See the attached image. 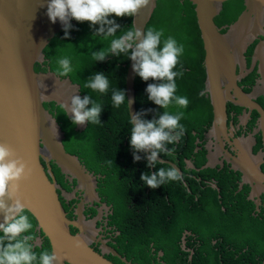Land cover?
<instances>
[{
    "label": "trees",
    "instance_id": "1",
    "mask_svg": "<svg viewBox=\"0 0 264 264\" xmlns=\"http://www.w3.org/2000/svg\"><path fill=\"white\" fill-rule=\"evenodd\" d=\"M242 9V0L225 2L221 13L215 18L216 25L219 27L232 25ZM109 19L118 27L107 39L103 38V33L97 32L99 25L72 19L67 28V36L65 29L61 30L43 49L44 57L47 59L45 64L51 72L61 78L68 77L72 83L80 85L82 96L89 97L90 103L87 107H91L93 103L100 105L99 122L95 124L88 122L85 130H78V124L74 125L67 112L65 110L61 112L54 102L45 103L44 106L55 117L64 132L63 144L68 154L78 157L89 169L97 168L100 160L111 162L113 165L120 164L119 168L113 166L117 170L114 176L108 172L102 173L106 175V195L116 207L115 216L121 217L118 223L119 228L122 229L121 235L128 241L127 243L120 239L119 249L125 252L129 261L133 263L189 264L186 258L189 253L180 245L183 231L188 230L186 243L189 247L196 245L204 236L207 239L204 247L206 255L203 251L202 261L196 264H264V222L256 219L257 213L253 202L247 200L242 192H236L238 186L230 180L231 174H226L227 169L217 171L209 168L200 172L193 170V175L204 176L200 181L193 175L186 177L190 190L199 196L198 209H191L181 203L170 207L166 203L152 207L154 211L150 210V220L139 221L131 218L134 209L139 207L136 205L139 200L131 196L126 189L124 172L121 170L123 167L127 169L130 164L138 167L133 170L131 178L138 193L144 195L140 201L147 198L145 195L147 192L155 193L156 197L163 193H183L187 197L189 193L182 180L166 182L156 188H150L140 179L141 174L155 173L158 168L171 166L156 163L154 167H146L145 152H137L136 155L140 159L133 160V149L128 142L130 125L127 123V118H130V114L126 98V75L130 59L126 53L111 52H108L103 60L93 59V53L107 49L112 38L133 27V16L110 15ZM148 27L162 30V40L171 36L178 44L184 46V53L178 58L175 70L183 72L182 76L176 78V94L188 98L187 108L183 109L184 116L180 121L184 125L185 132L174 144H165L166 151L157 155L170 160L166 152L172 149L173 158L170 162L175 163L182 160V154L185 158L196 156L195 142L200 133L206 130L204 126L211 125L213 120L210 100L205 93V50L195 6L189 0H159L146 29ZM63 57L68 58L71 70L66 75L60 76L57 61ZM35 70L46 71V68L42 69L36 65ZM96 73L103 74L109 81L105 93L93 92L84 87L85 82ZM157 82L151 79L142 81L136 75V110L145 120L156 119L163 111L172 113L179 110L174 104H170L167 109H161L148 100L145 88L147 84ZM113 90L123 91L125 95V102L118 108L111 102ZM205 162V153L199 154L197 166L201 167ZM178 168L185 171V163L181 161ZM59 171L56 168V177L60 176ZM213 180L218 189L213 185ZM60 184L65 188L63 183ZM164 209L167 220L159 221L161 214L159 211L163 212ZM27 213L30 215L33 228L24 235L32 234L35 239L36 222L28 211ZM236 231L239 232L238 236L233 235ZM217 232L221 233L223 238L218 252H216L217 245L212 244L213 239H217L215 236ZM42 236L44 238L42 246L33 248L37 255L40 249L51 250L48 238L44 234ZM34 239L29 243H33ZM168 243L172 245L168 246ZM152 247L155 251H164V256L155 259L151 254ZM113 260L118 264H125L114 258Z\"/></svg>",
    "mask_w": 264,
    "mask_h": 264
},
{
    "label": "water",
    "instance_id": "2",
    "mask_svg": "<svg viewBox=\"0 0 264 264\" xmlns=\"http://www.w3.org/2000/svg\"><path fill=\"white\" fill-rule=\"evenodd\" d=\"M158 1L147 0L146 5L133 16V28L141 32L135 43L143 38ZM189 1L195 6L205 50L206 89L210 93L214 112L212 132L219 139L225 129V103L231 100V91L235 88L232 66L242 57L246 42L264 33V0H242L243 9L235 22L223 27L216 25L215 18L221 13L223 4L230 0ZM48 2L0 0V144L9 147L13 158L25 165V175L17 182L13 199L21 201L35 219L36 230L48 238L56 256L54 264H115L90 246L89 231L82 221L67 217L51 171L53 163L62 173L79 180L87 194L96 197V181L79 158L67 153L63 144L64 132L44 106L52 102L57 106L63 105L71 118L68 108L72 96L83 98L80 85L72 83L68 77H59L45 64V45L65 29L64 23L59 20L55 23L49 21L46 14ZM71 21L69 19L67 24L70 25ZM133 63L130 60L126 75L130 117L137 114ZM36 65L46 68V71H36ZM228 72L231 78H228ZM87 126L88 121L78 124V130H85ZM242 151L243 163H247L250 161L249 152L245 148ZM233 160L234 164L241 161L239 158ZM156 161L181 173L169 162L158 157ZM235 169L246 173L243 167ZM4 203L8 206L12 200L5 196ZM3 215L0 211V222ZM72 226H77L81 232H72ZM77 240L80 241L79 247L76 246ZM40 242L38 237L37 244L40 245ZM110 251L118 257L113 250ZM123 262L129 264L125 259Z\"/></svg>",
    "mask_w": 264,
    "mask_h": 264
},
{
    "label": "clouds",
    "instance_id": "3",
    "mask_svg": "<svg viewBox=\"0 0 264 264\" xmlns=\"http://www.w3.org/2000/svg\"><path fill=\"white\" fill-rule=\"evenodd\" d=\"M146 3L147 0H49L46 14L50 22L55 23L59 20L64 23L65 36L68 34L67 21L74 19L77 22L86 21L92 25H99L97 32L103 33V38L107 39L118 27L109 19L110 15L134 16ZM140 37V31L129 27L119 36L112 38L107 49L93 53V59L103 60L108 52L126 53L134 62L133 71L142 81L149 79L158 81L147 84L145 91L148 100L161 109H167L170 104H174L179 109L172 113L163 111L153 120H145L139 113L127 118V123L130 125L128 142L133 149V160L140 159L136 155L137 152H148V155L145 153L146 167H154L158 163L156 161L158 153L166 151L165 144H174L185 132L184 125L180 121L184 116L183 109L187 108L188 98L176 94V78L182 76L183 72L175 70L178 58L184 53V46L178 44L171 36L162 40V30L152 27H148L139 43H135ZM57 63L60 76L66 75L71 70L67 57L60 58ZM84 87L102 94L107 91L109 81L103 74L96 73L85 82ZM111 102L114 107H120L125 102L124 92L113 90ZM89 103L88 96L83 98L72 96L68 111L71 113L74 125L83 124L85 121L93 124L99 122L100 105L93 103L91 107H87ZM59 109L64 112L63 105H60ZM172 151L168 149L166 152L170 158ZM51 164V169L53 165L58 168L55 164ZM235 167L241 169L239 164H235ZM24 175V163L13 158L9 147L0 144V211L4 213L3 221L0 222V264H54L56 256L50 249H40L37 255L33 250L34 244L29 243L33 241V235H24L33 228V223L21 201L13 199L17 182ZM140 179L147 187L156 188L166 182L181 181L182 176L174 168L161 167L155 173L141 174ZM213 185L218 189L216 184ZM5 196L12 200L8 206L4 203ZM36 246H39L37 242ZM76 246H80L79 240L76 241Z\"/></svg>",
    "mask_w": 264,
    "mask_h": 264
},
{
    "label": "flooded vegetation",
    "instance_id": "4",
    "mask_svg": "<svg viewBox=\"0 0 264 264\" xmlns=\"http://www.w3.org/2000/svg\"><path fill=\"white\" fill-rule=\"evenodd\" d=\"M246 45L247 47L242 57L232 66L235 88L231 91V100L225 103V129L223 133H220V140L212 132L214 112L210 93L205 89L212 107L213 120L211 125L204 126L206 130L200 133L195 142L196 147L194 152L196 156L185 158L184 154H182L181 161L185 163V171L178 168L180 160L175 163L170 162L173 156H171L170 160L159 157V159L171 163L181 171L179 174L182 176V183L187 188L189 196L185 197L183 193L172 192L173 194H158V197H156L155 193L150 194L147 192L145 194L147 198L140 201L144 195L138 193L135 182L131 178L133 170L138 169V167L130 164L127 169H124V167L121 169L124 172L123 177L126 189L130 192L131 196L137 197L139 200V203H136L139 207L134 209L132 219L139 221L150 220V210L154 211L152 207L166 203L170 207L176 203H181L191 209H198L199 196L190 190L186 177H191L193 170L200 172L201 170L210 168L217 171L227 169L228 172L226 174H231L230 180L238 186L236 192H242L246 195L247 200L253 202L255 212L257 213L256 219L264 222V33L252 37V39L246 42ZM229 77L231 78L232 76L228 72ZM248 105H252L253 107L250 108ZM242 148H245L249 152L250 161L247 163H243ZM203 153H205L206 162L199 167L196 161H198V155ZM234 158L241 160L239 167H243L246 170L245 174L235 169ZM211 164H213L212 167ZM113 166L119 168L120 164L113 165L112 163L100 160L97 168L89 169L83 165L96 181L95 198L91 197L89 193L87 194L86 189L76 178L70 176L68 173H62L59 168L60 176L56 177L54 165L51 170L56 180L55 185L60 202L67 213V217L82 221V225L88 228L91 238L89 239L90 246L115 264L118 263L114 262L113 258L121 262L125 259L129 264H138V262L133 263L129 261L126 253L121 251L118 246L120 239L127 243L128 241L121 235L122 229L118 225L121 217L115 216L116 207L106 195V175L102 174L103 172H108V174L114 176L117 170ZM196 178L200 181L204 179V176L198 175ZM60 183H63L65 188ZM165 211L166 209L163 212L159 211V214L161 213L159 221L167 220ZM71 231L74 233L81 232V229L77 226H72ZM36 232L37 236L33 244L36 246L37 238L40 237L42 242H40L39 246L41 247L44 239L43 234L41 235L40 231L37 230ZM187 232L189 231L187 230ZM187 232L186 230L183 231L180 245L189 253L186 257L188 263L196 264L202 261L207 239L204 236L199 239L196 245L189 247L186 243ZM238 233L236 231L233 235L238 236ZM215 236L217 239H213L212 244L217 245L216 252H218L219 244L223 242V238L219 232ZM150 245L153 246L152 244ZM171 245L168 243V246ZM110 250L118 254V257L113 256ZM151 254L158 260L164 256V251H155L154 247H152Z\"/></svg>",
    "mask_w": 264,
    "mask_h": 264
}]
</instances>
